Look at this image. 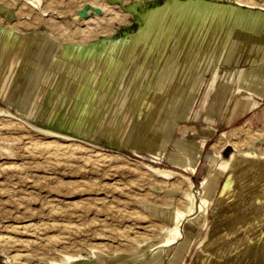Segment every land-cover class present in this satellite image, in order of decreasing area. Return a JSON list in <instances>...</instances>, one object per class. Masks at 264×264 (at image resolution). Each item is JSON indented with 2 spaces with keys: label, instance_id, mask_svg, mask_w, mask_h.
I'll return each instance as SVG.
<instances>
[{
  "label": "rangeland",
  "instance_id": "374dc122",
  "mask_svg": "<svg viewBox=\"0 0 264 264\" xmlns=\"http://www.w3.org/2000/svg\"><path fill=\"white\" fill-rule=\"evenodd\" d=\"M167 1L0 0V110L11 113L0 112V264H150L156 259L152 251L141 260L132 257L169 234L173 222L159 217L160 210L186 211L192 193L196 213L204 194L202 182L208 178L206 197L213 196L216 176H205L207 166L227 174V183L219 197H213L183 264H264V158L241 155L264 154V37L235 34L240 15L264 13V0H246L252 8L241 6L240 0H171L199 2L198 8L217 9L229 20L206 66L199 65L194 73L199 76L196 89L159 126L166 143L161 158L152 154L156 137L150 148L138 142L140 108L129 103L131 93L145 87L134 86L133 76L103 70L111 77L105 95L104 79H92L95 67L85 78L89 63L79 64L71 74L67 67L50 72L56 60L51 43L64 48L63 56L107 51L137 36L148 14ZM37 52V60L26 66L12 88L13 73L6 76L4 71ZM135 57L146 64L143 55ZM164 73L163 67L155 69L147 86L155 87ZM33 92L38 103L33 95L27 96L30 104L19 103ZM111 94L114 98L108 101ZM120 95L125 100L116 102ZM210 114L214 117L208 118ZM193 136L210 138L201 141L205 147L199 169L172 167L170 143ZM49 142L69 148L45 147ZM234 152L240 155L225 169L224 159ZM161 170L175 174L169 177ZM225 191L234 199L237 226L214 240L217 203ZM186 224L174 244L181 238L188 242ZM67 256L88 259L73 262ZM172 256L163 247L158 264H170Z\"/></svg>",
  "mask_w": 264,
  "mask_h": 264
},
{
  "label": "bare ground",
  "instance_id": "6f19581e",
  "mask_svg": "<svg viewBox=\"0 0 264 264\" xmlns=\"http://www.w3.org/2000/svg\"><path fill=\"white\" fill-rule=\"evenodd\" d=\"M198 3L199 2H190L180 4L176 1L168 0L163 8L153 10L148 14L145 20L146 25L140 30L137 36L133 37L129 42L125 41L120 43L119 46H112L107 51L95 53V51L90 50L79 56L74 55L72 57L68 54L63 56L64 48L51 43L49 47L56 55V60L55 65L50 72L57 71L58 68L61 67H67L66 72L71 74L73 71L76 72L79 64L84 65V63H89V67L85 73V78L90 76L91 70L95 67V72L94 70L92 72L94 73L92 79H95L98 76L101 79H104L102 94L105 90V95L107 94V89H105V87L108 80L111 78L109 76L112 71L117 70L119 71L118 75H123L124 77L128 74L129 76H133L134 80H132V84L134 86H139L138 88H140L144 85L145 87L142 92L133 91L131 93V101L129 103L135 104V106L137 105V107L140 108V114L136 117L135 122L136 125H142L139 131L141 133V137L138 139V142L140 145L150 148L151 138L156 137L157 144L152 149V154L161 158L163 157L162 155L165 151L166 143L162 137V130L159 126L166 123L167 116L175 115L181 101L184 98L188 99L196 89L199 83V76H196L194 73L198 69L199 65H201V68L206 66L207 57L209 54L214 52L215 46H217L220 41V37L223 34V28L226 27L229 20L227 15L217 9L207 10L205 9V6H200V8H198ZM243 3L245 5L248 4L247 7L252 8L249 4L251 2L246 0H240L238 4L243 6ZM235 34L237 38L257 39L258 37L260 38L261 35L264 37V13L250 12L246 15H240ZM38 40L42 44L44 38L40 37ZM262 51L264 52V46H262ZM113 53H117L119 55L116 54V56H113L111 55ZM39 54H41V52L34 53L31 57H28L26 62L22 64L20 62H16L11 65L10 69H6L4 71L6 76L9 73H13V79L11 81V85L13 87H8L14 88L19 84L21 77L27 71L26 66H29L33 61H36ZM134 55L137 56L135 58H139L140 55H143V61H147L146 64H143L142 60L139 62H137V60H133L132 58ZM91 56L94 57V60ZM123 57H125V59H123ZM68 59L71 63H66V60ZM161 67L166 70V73H164L159 79L155 78V87L147 86L151 73L155 69ZM103 70H108L110 73L102 74ZM128 71H130V73ZM69 74L66 75L67 78L65 80L70 78ZM81 82L82 79L78 80V84L75 85L77 87V91L81 90ZM41 84L42 82L40 85ZM12 88L8 90V94ZM149 88L152 91L148 93L146 90ZM37 92L39 93V90ZM37 94H34V92L32 94L28 93L19 103L30 104L29 102L32 101H28L27 96L31 95L35 97L32 99H35L34 101L38 103ZM7 96V93L6 95L2 93V97ZM113 98L114 97L112 95L109 97L108 101H112ZM115 100L116 102L123 101L125 100V96H117V99ZM9 101L14 102L12 99H9ZM138 104H140V106ZM0 112L6 114L7 116H11L10 112H3L1 110ZM45 144V147L56 150H68L69 148L64 146H54L50 144V142L49 144ZM237 155H240V153L238 154L234 152L229 158H223L224 161L222 166L226 169L231 162H235ZM241 155L257 160L264 158V154L261 152L243 151ZM212 164H215L214 159L211 160V166ZM186 168L190 169L192 172H196L197 162L190 160L189 167ZM161 172L169 177L175 174V172L171 170H161ZM211 179L212 178H208L202 182L204 194L201 195L198 211L196 213L194 212V208L196 206L195 197L192 193H190L191 203L186 211H178L173 214L169 212L168 215L165 213V217L173 222V226L166 238L157 241L154 244H150L147 247H144V245L143 250L136 253V255H138L132 258L141 260L150 251H152L151 254L154 255V258L156 259L150 264H158V258L162 248L167 247L169 249L174 244V241L182 234L180 226H183L185 222H187L185 232L188 242L181 244L179 250L175 253L170 263L183 264L186 255L190 251V248L185 249L184 244H192L199 229L203 226L202 223L208 217L210 208L214 201L212 195L209 199L206 197L207 190L211 184ZM234 208L235 207H233V209ZM83 258L86 260L88 259V257L80 256L79 258L67 256V259L73 262L80 261ZM62 262L64 263L65 260Z\"/></svg>",
  "mask_w": 264,
  "mask_h": 264
},
{
  "label": "crops",
  "instance_id": "0c3cea01",
  "mask_svg": "<svg viewBox=\"0 0 264 264\" xmlns=\"http://www.w3.org/2000/svg\"><path fill=\"white\" fill-rule=\"evenodd\" d=\"M84 93H87V91ZM77 104H79V103H77ZM211 108L213 111L211 110L210 113L214 114L213 112H214V109L216 108L215 104H212ZM211 114L208 116V118L214 117V115H211ZM208 139H210V138H208ZM208 139H207V137L200 138L199 136H193L190 138H185V139L184 138H178L176 140H173L172 143H170L171 144V152L169 155L170 165L174 168L186 170L187 169L186 167L189 165L190 160H192L194 162H197V170H198L199 167L201 166V157H202L203 149L205 147V144H202L201 141L204 140L206 143L208 141ZM204 169H205L204 173H206L205 176H208V175H215L216 176L215 177L216 179L212 184V187L214 189L213 197L214 198L219 197L222 189L224 188L225 184L227 183V178H228L227 174H224L223 172H218V170L213 171L208 166H207V168L205 167ZM207 169L210 170L209 173H208ZM224 177L225 178L227 177V178L224 179ZM228 184H227L226 190H228ZM227 193L228 192H226V195L223 196V198L221 200L219 199L218 203H217L218 205H220V204L221 205L219 207V209H220L219 213L220 214H218V217L216 220L217 222L215 223V227H214V230L212 231V235H211V239H214V240H216V237L218 235H220L221 232L226 231L223 234L227 233L226 235H228L231 233L232 230H235L236 226H237V224H236L237 221H234V212H233L234 209H233V205H232V204H234V199L231 196H227ZM225 202H226V204H225ZM228 208H230V209H228ZM159 213H160L159 217L163 218L165 221L168 220L165 217V213L168 215L167 211L160 210ZM197 235L198 234H196V236ZM195 239H196V237H195ZM194 241L192 242L191 245L190 244H184L185 249L186 248L191 249ZM181 244H183V238H181L176 244L172 245V247L169 248V250H171L173 252V256L177 252V249L179 246H181ZM165 248H167V247H164V249Z\"/></svg>",
  "mask_w": 264,
  "mask_h": 264
}]
</instances>
